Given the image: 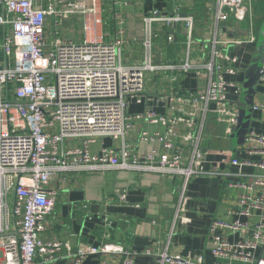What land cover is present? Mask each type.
I'll return each mask as SVG.
<instances>
[{"label": "built area", "instance_id": "2783aa9c", "mask_svg": "<svg viewBox=\"0 0 264 264\" xmlns=\"http://www.w3.org/2000/svg\"><path fill=\"white\" fill-rule=\"evenodd\" d=\"M89 1L0 0V264H53L65 243L48 236L58 191L46 189L45 184L72 172L115 169L179 175L185 180L214 174L245 178L229 182L245 190L237 197V206L229 210L239 218L215 219L211 225L214 263L202 255L183 256L152 248L145 254L154 256L156 264H264L263 134L253 130L247 134L260 144L250 150L261 155L258 162L221 152L225 163L237 167L235 174L202 167L210 151L200 148V134L192 132L195 113L183 106L170 118L152 110L143 115L148 122H169L164 133L144 136L160 141L166 152L139 156L125 141L131 126L129 103L145 95L148 73L164 72L160 81L174 86L191 72L205 71L203 90L180 94L177 99L191 106L203 101L206 116L213 103L215 119L225 124L228 133L235 131L239 114L227 97L231 84L225 76L235 73L236 57L222 44L251 43L257 38L251 34L248 40H223L221 35L231 31L225 25L228 21L236 23L248 14L252 17L248 0H216L212 6L214 33L203 41L195 36L194 14L183 15L179 8L173 13L152 9L143 16L144 58L132 64L123 59L129 40L125 16L117 8L126 2L117 1L111 8L99 4L102 0ZM111 12L112 22H104V15ZM69 16L82 17V40L65 34L64 20ZM102 24L110 26L111 39L97 32V25ZM156 24L168 27L166 39H155ZM178 26L185 28V40H177ZM172 43L182 52L179 60L157 62V44L163 49ZM194 54L198 56L194 58ZM261 73L264 79V64ZM159 97L172 98L168 89ZM254 108L264 109V102ZM179 123L185 124V130L180 131ZM106 137L121 140V144L91 150L92 144ZM189 146L193 147L192 156L186 161L185 148ZM245 166H256L263 172H245ZM126 196L122 193L121 199ZM219 229H228L240 238L230 242ZM137 254L117 244H82L76 250L68 247L66 257L69 264H85L90 256H109L98 264H136Z\"/></svg>", "mask_w": 264, "mask_h": 264}, {"label": "crops", "instance_id": "0c3cea01", "mask_svg": "<svg viewBox=\"0 0 264 264\" xmlns=\"http://www.w3.org/2000/svg\"><path fill=\"white\" fill-rule=\"evenodd\" d=\"M80 1L90 3L88 0ZM125 1V5L117 7L126 19V37L129 42L123 49L125 63H139L143 60L142 39L145 22L143 16L152 9L173 13L179 8L184 14H194L197 39L203 41L213 36L216 21L212 6L216 0H167L163 1L164 3L161 0ZM253 2L254 0L246 2L251 11ZM111 18L112 12L107 13L104 15V22H112ZM47 22L50 28L51 20ZM82 22L81 16H69L64 20V32L67 31L69 38L76 40L84 38ZM259 22H264V15L251 17L248 14L236 23L228 21L225 25L229 26L231 31L221 35L223 40H248L251 34L257 38L251 43L222 44L236 57L235 73L226 74L225 78L231 84L227 90V97L233 110L238 114L240 108L245 105L243 99L245 76L257 51L261 29ZM96 30L99 34H104L107 40L111 39L110 26L97 25ZM153 30L157 41L166 39L170 32L165 24H156ZM176 35L177 40H185V28L178 26ZM154 53L156 61L163 63L176 62L182 54L173 43L163 49L157 44ZM197 56L198 54H194V58ZM163 73H148L145 95L140 99L132 98L129 103L131 126L125 141L132 152L139 156L166 152L167 149L160 141L145 139L144 136L164 133L169 122H148L143 115L152 110L170 118L183 106L195 113L196 126L192 132L200 134V148L203 151H210L202 161L204 169L218 168L222 172L235 174L237 167L223 161L222 151H230L243 160L258 162L261 159L260 154L250 152L260 144L248 136L244 144L237 143L236 131L228 133L225 124L215 119L213 103L209 104L206 116L203 101H198L196 106L178 101L177 96L180 94L203 90L207 78L205 71L191 72L179 78L174 86H171L173 84L170 82L160 81ZM166 89L170 91L172 98L162 100L159 96ZM261 102H264L263 78H260L257 84L255 105ZM249 126L254 132L264 135V109L253 108ZM178 128L183 131L186 127L184 123H179ZM120 144L121 140L106 137L92 144L91 150L98 151L103 147L118 148ZM192 150V146L185 148L186 161L191 159ZM244 171L263 172L256 166H245ZM244 179L235 175L229 177L214 174L193 175L185 180L179 175L128 169L72 172L65 176H57L45 184L46 189L58 191L48 236L65 243L59 258L53 264H69L66 257L68 247L76 250L82 244L124 246L138 252L135 256L136 264H156L154 256L145 254L147 248L183 256L202 255L207 262L214 263L216 258L211 252V225L215 219L231 221L239 218L237 213H229V210L237 206V197L245 190L240 186H231L229 182H240ZM122 193H126L125 199H121ZM107 221L111 223L107 224ZM218 231L230 242L240 238L238 234H233L228 229ZM108 257L90 256L85 264H98L100 260ZM118 260L116 258L115 262Z\"/></svg>", "mask_w": 264, "mask_h": 264}, {"label": "water", "instance_id": "95a60500", "mask_svg": "<svg viewBox=\"0 0 264 264\" xmlns=\"http://www.w3.org/2000/svg\"><path fill=\"white\" fill-rule=\"evenodd\" d=\"M183 15H185L183 13ZM256 55L257 58H256ZM264 64V24L262 25L257 42V51L253 56L251 64L247 70L244 82V103L245 105L240 108L239 111V123L235 129L237 138V143L244 144L247 134L252 130L249 126L250 120L253 113V108L255 105V95L257 84L261 78V70ZM264 256V253H263Z\"/></svg>", "mask_w": 264, "mask_h": 264}, {"label": "rangeland", "instance_id": "374dc122", "mask_svg": "<svg viewBox=\"0 0 264 264\" xmlns=\"http://www.w3.org/2000/svg\"><path fill=\"white\" fill-rule=\"evenodd\" d=\"M117 1H121L123 4L125 0H102V1H100V3L99 2L98 3L99 4L102 3L103 7L105 5H107V7L110 6L111 8H113V6H115L113 4H115V2H117ZM128 1H130V0H128ZM163 1L167 2V0H161V2H163ZM209 1H212V0H209ZM87 2L89 3V0ZM260 15H264V0H254L253 5H252V16L258 17ZM259 23H261V22H259ZM263 24H264V22L261 23V27ZM65 34L68 35L67 31L65 32ZM257 56L258 55H256V58H257Z\"/></svg>", "mask_w": 264, "mask_h": 264}]
</instances>
